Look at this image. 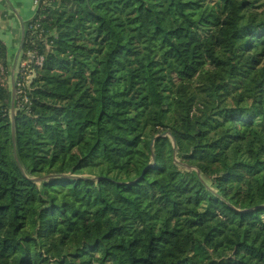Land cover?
I'll return each instance as SVG.
<instances>
[{"label": "trees", "instance_id": "obj_1", "mask_svg": "<svg viewBox=\"0 0 264 264\" xmlns=\"http://www.w3.org/2000/svg\"><path fill=\"white\" fill-rule=\"evenodd\" d=\"M34 18L52 45L14 142L0 40V264H264V0Z\"/></svg>", "mask_w": 264, "mask_h": 264}, {"label": "rangeland", "instance_id": "obj_2", "mask_svg": "<svg viewBox=\"0 0 264 264\" xmlns=\"http://www.w3.org/2000/svg\"><path fill=\"white\" fill-rule=\"evenodd\" d=\"M38 18H36L37 20ZM42 19H38L39 24H40V28L43 31L42 37L36 36L35 34L29 32L30 37H31V48H28V50L21 51V57L18 60V63L16 65V69H15V97H14V106H15V101L18 97H21L23 102H27L30 103V99L27 97V91H29L32 87V82L34 80V78L36 77V70L40 69L43 65V61L45 58V55L48 53L51 45H52V41L51 39H49V37H51V35L49 34L48 31H46L44 25L41 23ZM56 35H54L55 37ZM53 37V38H54ZM25 43H26V39H25ZM24 43V45H25ZM30 45V43H29ZM24 47V46H23ZM32 50L35 55L33 58H28V51ZM250 58V57H249ZM248 57L244 58V59H249ZM36 61H40L41 65H37ZM246 61V60H244ZM243 61V62H244ZM12 62H10V65ZM32 71L35 72V77L30 81V77L32 76ZM10 74H11V67H10ZM159 80L163 83V84H167V76L166 73L164 72H160L158 75ZM5 75H0V82H3L5 80ZM7 85V82H9L10 84V93H9V105H10V112H11V104H12V88H11V77L9 76V80L4 81ZM5 85V84H4ZM247 103H250V100L247 99ZM198 107H200V105H196L193 108V113L194 115H198L199 111L197 110ZM160 133H156L155 136H159Z\"/></svg>", "mask_w": 264, "mask_h": 264}, {"label": "crops", "instance_id": "obj_3", "mask_svg": "<svg viewBox=\"0 0 264 264\" xmlns=\"http://www.w3.org/2000/svg\"><path fill=\"white\" fill-rule=\"evenodd\" d=\"M35 15L36 8L31 0H0V40L6 46L9 62L14 60L22 29Z\"/></svg>", "mask_w": 264, "mask_h": 264}, {"label": "water", "instance_id": "obj_4", "mask_svg": "<svg viewBox=\"0 0 264 264\" xmlns=\"http://www.w3.org/2000/svg\"><path fill=\"white\" fill-rule=\"evenodd\" d=\"M25 36H26V30H25V27H24L22 29V37H21V41L19 43V47H18V49L16 51L14 60H13L12 65H11V74H10V77H11V88H12L11 117H12V138H13V142H14V134H15V125H14V120H13V117H14V97H15V69H16V65H17L18 60H19L20 53H21L22 48H23L24 43H25ZM34 77H35V72L32 71V76L30 77L29 80L31 81ZM166 134L170 135L169 133H164L162 135H166Z\"/></svg>", "mask_w": 264, "mask_h": 264}, {"label": "built area", "instance_id": "obj_5", "mask_svg": "<svg viewBox=\"0 0 264 264\" xmlns=\"http://www.w3.org/2000/svg\"><path fill=\"white\" fill-rule=\"evenodd\" d=\"M34 7L36 8V11L42 6V5H46L48 0H31ZM25 30L26 32L29 31L33 34H35L36 36L42 37L43 31L40 28V24L38 19L36 20L35 18L31 19L29 22H27L26 26H25ZM28 58H33L35 53L30 50L27 53ZM35 58V57H34ZM37 65H41L40 61H36Z\"/></svg>", "mask_w": 264, "mask_h": 264}]
</instances>
